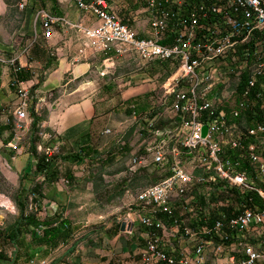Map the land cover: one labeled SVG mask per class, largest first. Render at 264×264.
<instances>
[{
  "label": "built area",
  "instance_id": "built-area-1",
  "mask_svg": "<svg viewBox=\"0 0 264 264\" xmlns=\"http://www.w3.org/2000/svg\"><path fill=\"white\" fill-rule=\"evenodd\" d=\"M66 1L79 19L37 9L42 38L58 29L78 55L156 63L168 74L143 110L127 105L128 128L102 131L117 149L131 127L133 136L145 131L128 170H145L153 181L130 196L125 221L115 222L140 234V264H264V0ZM0 65L19 69L3 51ZM203 77H212L209 88H199ZM16 95L6 144L13 153L28 121V93ZM167 98L175 105L152 121ZM60 147L55 141L38 151L48 158ZM213 163L251 182L253 193L213 182Z\"/></svg>",
  "mask_w": 264,
  "mask_h": 264
},
{
  "label": "crops",
  "instance_id": "crops-1",
  "mask_svg": "<svg viewBox=\"0 0 264 264\" xmlns=\"http://www.w3.org/2000/svg\"><path fill=\"white\" fill-rule=\"evenodd\" d=\"M31 2L29 0L28 6L21 11L20 23L15 29V39L22 40V45H0V51L14 56L19 67V81L11 85L12 70L0 65V148L6 151L0 155V166L2 167L3 161L6 168L0 167V171L9 183H18L21 172L28 164L29 175L26 176L28 181L25 184L29 183L31 186L41 183V187H46L40 192L42 198L34 203L35 206L42 207V211L36 207L32 211L39 218L55 212L61 213L62 218L70 223L72 236L67 242L60 243L49 251L42 247L37 250L27 249L25 252L21 246L22 258L27 259L22 264H140L136 256L142 244L138 231L131 228L120 231L119 224L90 221L81 217L88 214L84 210H80L81 213L76 217L70 215L67 206L68 188L63 182L65 178L61 176V163L54 165L58 170L57 179L42 183V175L31 174L34 163L27 148L30 138L34 139L37 153L43 143L53 144L54 141H59L61 147H65L82 141L89 144L93 140V148L96 150L104 147L107 142L112 141L114 145L113 139L103 135L102 131L117 127L128 128L127 105L137 102L142 109L152 88L148 89L143 84L130 85V81L115 87L106 86L109 84L106 76L115 57L110 56V61L104 62V56L99 52L78 55L75 45L67 41L68 35L58 29L51 38L45 40L40 35L35 12L43 8L51 15L62 16L69 21H76L80 14L66 0H40L38 7L31 6ZM122 80L125 81L126 78ZM19 88L28 93V121L21 133L18 152L13 153L9 152L6 144L11 137L13 110L18 103L16 90ZM115 92L119 94L115 95ZM174 102L175 98H171L167 101L166 108L160 104L159 112L153 115V119L160 121V114H165ZM32 122L34 131L30 130ZM137 135L142 144L145 141V131H138ZM122 145V150L114 145L117 152H124L125 142ZM136 150L134 148L131 151L132 157ZM30 198L28 196L29 201ZM77 207L83 208L80 204ZM122 221L125 218L118 219V222ZM22 239L27 242L28 234Z\"/></svg>",
  "mask_w": 264,
  "mask_h": 264
},
{
  "label": "rangeland",
  "instance_id": "rangeland-1",
  "mask_svg": "<svg viewBox=\"0 0 264 264\" xmlns=\"http://www.w3.org/2000/svg\"><path fill=\"white\" fill-rule=\"evenodd\" d=\"M31 6H40V0H31ZM20 0H0V45L3 46H21L23 41L15 39V29L20 23L21 11L17 4ZM4 5L6 9L4 10ZM28 6V5H27ZM106 76L108 85L115 87L118 84L128 83L130 85H147L148 89L157 88L164 79L168 76L167 72L160 68L156 63H144L137 59L132 60L128 58L112 60L111 69ZM126 78V80H122ZM121 82H120V81ZM120 82V83H118ZM117 90V89H116ZM151 91V90H150ZM149 91V92H150ZM115 92V95H118ZM171 98H167L169 102ZM145 106L140 110H143ZM159 109V108H158ZM159 111V110H158ZM157 113L153 112L152 116ZM133 127L128 129L124 136L125 152H117L116 147L111 142H107L104 147L99 150L93 148L95 142L92 140L89 144L85 141L76 142L71 145L63 147L61 150V157L68 152H76L80 147L85 146L89 148V153L83 157L79 162H65L60 161L62 169H60L61 176L66 180V187L68 188V209L70 215L76 217L80 210H84L88 214L85 217L90 221L101 222L103 224L114 225L118 219L125 218V207L133 196L140 189L152 183V176H148L145 170H136L134 172L128 170V161L131 159L130 154L134 148L142 146L140 144L141 138L137 135H132ZM145 139V138H144ZM55 143V141L53 142ZM42 145H51L43 143ZM123 147V145H122ZM122 147L118 150H122ZM136 150V151H137ZM37 151V150H36ZM6 151L0 148V155ZM39 152V151H38ZM2 167L6 165L1 161ZM1 167V166H0ZM1 167V168H2ZM46 187L42 186L40 192L44 191ZM21 197L18 195V183H9L0 171V229H4L11 225L17 218L18 209L16 204H20ZM80 204L83 208L77 207ZM26 211L38 208L42 211V207L35 206L33 202L27 199L23 203ZM5 239L0 240V249L6 252L9 262L4 264H22L26 260L22 258L23 251L19 245L7 246Z\"/></svg>",
  "mask_w": 264,
  "mask_h": 264
},
{
  "label": "trees",
  "instance_id": "trees-1",
  "mask_svg": "<svg viewBox=\"0 0 264 264\" xmlns=\"http://www.w3.org/2000/svg\"><path fill=\"white\" fill-rule=\"evenodd\" d=\"M16 81H19L18 73L15 72L10 78V84L13 85ZM30 130L34 131L33 122L30 124ZM34 139H29V145L27 148V153L35 163L31 174L42 175L43 181H54L57 179L58 170L54 166L60 161L65 162H79L83 157H86L89 153V148L82 146L76 152L65 153L61 157V150L63 147H60L56 155L50 156L48 158L42 156V154L37 153L35 150ZM127 151L126 149L124 152ZM28 166V164H27ZM26 168L21 172L18 182V195L21 197L20 204H16L18 209L17 218L13 223L6 228L0 230L1 240L5 239L7 242L19 245L23 247L25 252L27 249H39L42 248L45 250H52L58 244L67 242L71 239L72 228L68 220L62 218L61 213L55 212L50 216H44L39 218L36 215L35 211H26L24 202L27 201L28 196H30V201L37 203L39 199L42 198L40 194L41 183L25 184L26 176L29 175ZM32 174V175H33ZM40 231V234H37L36 231ZM28 234L29 240L25 242L22 238L24 235ZM9 259L5 257L4 254L0 253V263L8 261Z\"/></svg>",
  "mask_w": 264,
  "mask_h": 264
},
{
  "label": "bare ground",
  "instance_id": "bare-ground-1",
  "mask_svg": "<svg viewBox=\"0 0 264 264\" xmlns=\"http://www.w3.org/2000/svg\"><path fill=\"white\" fill-rule=\"evenodd\" d=\"M211 85L212 77H203L199 81V88H209ZM160 104H162V106L166 108L167 99L166 102H162ZM172 105L174 106L175 102ZM152 121H157V119H153L152 116ZM261 138L262 140H264V127L261 131ZM211 177L213 182H225L229 186H232L243 193H253V185H251V182L247 181L242 176L235 175L233 172H223L221 163L212 164ZM262 196H264V189H262Z\"/></svg>",
  "mask_w": 264,
  "mask_h": 264
},
{
  "label": "water",
  "instance_id": "water-1",
  "mask_svg": "<svg viewBox=\"0 0 264 264\" xmlns=\"http://www.w3.org/2000/svg\"><path fill=\"white\" fill-rule=\"evenodd\" d=\"M204 127L202 128V134L204 133ZM131 228L130 224L124 225V223H120L119 224V230L123 231V230H129Z\"/></svg>",
  "mask_w": 264,
  "mask_h": 264
}]
</instances>
